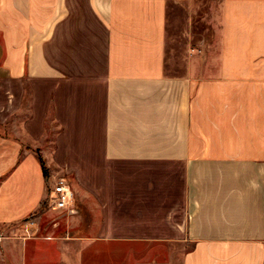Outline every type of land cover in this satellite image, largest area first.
<instances>
[{
  "label": "crops",
  "instance_id": "obj_1",
  "mask_svg": "<svg viewBox=\"0 0 264 264\" xmlns=\"http://www.w3.org/2000/svg\"><path fill=\"white\" fill-rule=\"evenodd\" d=\"M170 2L191 0H0V226L41 209L38 150L75 162L67 236L42 240L90 257L191 242L181 264H264V0H220L201 52L191 27L171 70ZM35 240L19 264H59L34 245L28 260Z\"/></svg>",
  "mask_w": 264,
  "mask_h": 264
},
{
  "label": "rangeland",
  "instance_id": "obj_2",
  "mask_svg": "<svg viewBox=\"0 0 264 264\" xmlns=\"http://www.w3.org/2000/svg\"><path fill=\"white\" fill-rule=\"evenodd\" d=\"M219 4L220 0H191L189 4L188 2L168 4L165 56L169 70L172 69L173 58L182 55L186 38L185 31L191 27L200 33L192 35L196 50L191 47L189 51L201 52L197 48L202 50L206 40L210 38L211 27L218 14ZM189 17H191L190 24L188 23ZM204 26L208 29L202 31ZM54 131L52 129L49 133L52 134ZM50 147L46 146L48 149ZM42 162L49 176L47 192L55 179L64 176L73 188L75 200V176L69 168L67 170V165H70L69 163L74 165L75 162L46 159H42ZM58 215L57 211L48 208L47 205L46 207L42 205L37 216L29 218L27 223L0 226V264L22 263L25 247L22 242L33 240L34 237H39L41 240L28 242V260H30L29 249L34 245L38 255L55 252V255L60 257L59 264H82L83 256L85 264H181L184 252L191 247V242L140 240L114 242L107 250L97 242L94 245L97 244L99 248L90 257L89 253H83V245L87 244L86 242L68 241L67 239L64 241L42 240L48 237L67 236L66 220ZM25 259L27 263V256ZM37 262L33 263L44 264L41 259ZM46 264L57 263L46 261Z\"/></svg>",
  "mask_w": 264,
  "mask_h": 264
},
{
  "label": "built area",
  "instance_id": "obj_3",
  "mask_svg": "<svg viewBox=\"0 0 264 264\" xmlns=\"http://www.w3.org/2000/svg\"><path fill=\"white\" fill-rule=\"evenodd\" d=\"M47 207L55 211L69 212L73 208L74 191L64 176L58 177L48 189Z\"/></svg>",
  "mask_w": 264,
  "mask_h": 264
},
{
  "label": "trees",
  "instance_id": "obj_4",
  "mask_svg": "<svg viewBox=\"0 0 264 264\" xmlns=\"http://www.w3.org/2000/svg\"><path fill=\"white\" fill-rule=\"evenodd\" d=\"M37 152V151H36ZM37 154H38V157H39V161H40V164H41V167H42V170H43V173H44V175L46 176V171H45V167H44V165H43V162H42V158H41V156L39 155V153L37 152ZM44 207H46V205H47V201H46V198H45V200L43 201V204H42Z\"/></svg>",
  "mask_w": 264,
  "mask_h": 264
}]
</instances>
